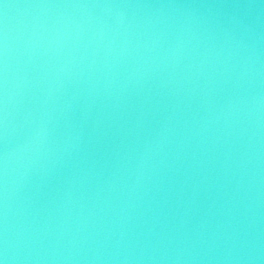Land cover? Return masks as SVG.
<instances>
[{
    "label": "water",
    "instance_id": "water-1",
    "mask_svg": "<svg viewBox=\"0 0 264 264\" xmlns=\"http://www.w3.org/2000/svg\"><path fill=\"white\" fill-rule=\"evenodd\" d=\"M0 264H264V0H0Z\"/></svg>",
    "mask_w": 264,
    "mask_h": 264
}]
</instances>
